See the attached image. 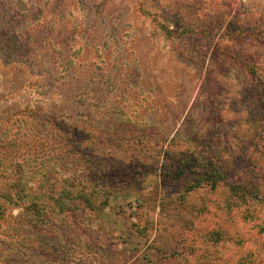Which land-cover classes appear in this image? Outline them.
Instances as JSON below:
<instances>
[{"label": "rangeland", "instance_id": "obj_1", "mask_svg": "<svg viewBox=\"0 0 264 264\" xmlns=\"http://www.w3.org/2000/svg\"><path fill=\"white\" fill-rule=\"evenodd\" d=\"M0 25L6 164L109 196L1 223L0 264H264V201L186 190L213 167L264 196V0H0ZM28 102L58 120L31 165Z\"/></svg>", "mask_w": 264, "mask_h": 264}, {"label": "trees", "instance_id": "obj_2", "mask_svg": "<svg viewBox=\"0 0 264 264\" xmlns=\"http://www.w3.org/2000/svg\"><path fill=\"white\" fill-rule=\"evenodd\" d=\"M0 27H3V25H0ZM0 60V64L2 65L3 69L15 72L18 70L17 65L13 63L9 64L7 60ZM29 66L30 65H27V63L25 64V69L27 71ZM16 73H20V71ZM28 74L37 75L35 72H32V70H29ZM38 85L40 88L42 87L41 80L35 82L32 87L38 88ZM49 85L50 83H48V87ZM48 89L49 88H47V90ZM1 91H3V89ZM3 97H5L4 94H1L0 99ZM262 101L264 103V96ZM28 103L29 104H27L25 107H22V109L19 111V114L21 113L22 116H27L35 120L37 125H39V128L37 125L33 126V129L37 127L35 131L36 134H34L33 137H31V135H24L22 138L24 140L21 148L22 153L17 151L13 154V157L17 159L18 157H22L24 163L27 161L31 165L32 163L28 160L34 158L32 156L30 147L34 143L37 144V147H39V141L37 140L41 141L43 139V137L40 135L37 136L38 130L47 128L49 124H52V126L56 128L58 120L56 116H53L55 114H53V107H51L50 104L47 105L49 111L46 112L36 109L35 106H31L30 102ZM11 115L0 114V131L3 130V127L7 124L18 123L19 118L15 116L16 118L14 119L13 116L15 114L12 116ZM48 121L50 123L46 124ZM22 123L26 125V122L23 120ZM24 127L26 128L27 125ZM2 133L3 132L0 134ZM83 141H85L84 138ZM62 145L66 146V144ZM4 147L5 146H0V224H12L16 227H20L22 226L21 222L23 216L26 215H31L33 217L34 220L32 221H34V224L36 223L35 220L39 219L40 217L48 215L52 218L53 216H51L52 214L50 212H54L55 215L60 214L61 212H58V210L64 206V200H67L69 205H73L72 207L77 209L82 206L84 208L88 207L93 210H102L108 204L109 196H105V192H103V190H96L99 187H89L80 179L77 180L76 177L79 175L76 174L67 178H60L55 174V172L47 169L45 172H41L36 178H33L34 183L28 186V184L23 182V174H25V172L22 171L23 165L16 163V167L19 170L16 173H13L12 171L14 170L13 167L15 165L8 166V164H6L5 161L8 159L6 152H1ZM57 148L60 149V153H63L65 149V147L61 149L59 146ZM40 158L42 159L43 156H40ZM55 164L56 163L53 165ZM207 172L210 174L209 177L200 175L190 185L187 186L186 190L193 191L196 188L203 187L204 185H209L215 189L219 183H224V186L228 189L229 195L237 200H254L257 202L264 201V196L261 198V193L258 191V188L255 187V185H246L242 181L233 183V181L231 182V180H228V178L225 177L222 171L218 169L214 170L213 167H209ZM16 175L18 176L16 177ZM27 182L29 183V181ZM99 194H103L102 197L105 198V200H100ZM70 207H68V211L71 210L72 207ZM55 208L57 209L55 210ZM15 210H19L17 216L14 215Z\"/></svg>", "mask_w": 264, "mask_h": 264}]
</instances>
